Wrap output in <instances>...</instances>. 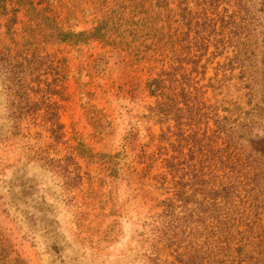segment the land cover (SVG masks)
<instances>
[{"label":"rangeland","instance_id":"rangeland-1","mask_svg":"<svg viewBox=\"0 0 264 264\" xmlns=\"http://www.w3.org/2000/svg\"><path fill=\"white\" fill-rule=\"evenodd\" d=\"M23 1L0 0V264L174 260L155 233L161 163L146 169L144 156L166 128L148 89L164 55L149 49L186 30L171 20L179 6L202 46L205 67L193 71L210 117L202 128L215 129L212 105L247 124L240 142L254 185L237 200L255 188L264 219V0ZM216 166L222 176L225 163ZM209 255L238 264L224 250Z\"/></svg>","mask_w":264,"mask_h":264},{"label":"trees","instance_id":"trees-1","mask_svg":"<svg viewBox=\"0 0 264 264\" xmlns=\"http://www.w3.org/2000/svg\"><path fill=\"white\" fill-rule=\"evenodd\" d=\"M24 2L18 0L21 8ZM179 8L171 20L186 30L168 34L149 49L150 57L164 55L159 72L148 82V89L156 98L150 106L151 114L166 128L159 135L161 144L157 151L144 156L146 169L155 162L161 163V171L153 176L154 187L164 196L156 199L161 208L156 215L159 219L154 221L157 242L171 251L174 260H165L168 264H214L219 260L211 261L209 253L219 250H224L238 264H264V219L252 199L255 188L249 190L242 203L237 200L239 191L254 185L249 172H245L249 168L240 142V129L247 124L231 117L220 119L216 116L217 105H212L215 129L207 134L208 127L202 128L203 124L208 125L210 117L193 76L194 70L205 67L198 65L197 52L202 46L198 44L199 34L195 40L191 37L195 29L190 14ZM227 23L229 27L233 25ZM56 116L54 112L52 117ZM52 123L49 130L55 139H61L63 126ZM220 140L222 149L218 148ZM72 149L77 150L73 146ZM220 151L222 156L217 157L215 153L221 155ZM73 154L74 151L66 159H73ZM60 161L51 159L48 164L58 168ZM219 163H225L224 173L213 175L212 168L218 170ZM209 174L214 177L211 183ZM245 179L248 183H244Z\"/></svg>","mask_w":264,"mask_h":264}]
</instances>
